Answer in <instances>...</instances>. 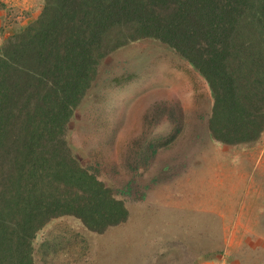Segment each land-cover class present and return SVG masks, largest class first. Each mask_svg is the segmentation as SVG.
Masks as SVG:
<instances>
[{
	"label": "trees",
	"instance_id": "1",
	"mask_svg": "<svg viewBox=\"0 0 264 264\" xmlns=\"http://www.w3.org/2000/svg\"><path fill=\"white\" fill-rule=\"evenodd\" d=\"M140 39L205 80L213 139L251 143L264 130V0H43L0 47V264H36L33 239L53 218L96 233L127 219L67 136L101 62Z\"/></svg>",
	"mask_w": 264,
	"mask_h": 264
},
{
	"label": "rangeland",
	"instance_id": "2",
	"mask_svg": "<svg viewBox=\"0 0 264 264\" xmlns=\"http://www.w3.org/2000/svg\"><path fill=\"white\" fill-rule=\"evenodd\" d=\"M42 1H0V47ZM86 93L67 139L128 216L101 233L51 219L33 239L36 264H264V130L213 139L205 80L154 39L109 54Z\"/></svg>",
	"mask_w": 264,
	"mask_h": 264
},
{
	"label": "crops",
	"instance_id": "3",
	"mask_svg": "<svg viewBox=\"0 0 264 264\" xmlns=\"http://www.w3.org/2000/svg\"><path fill=\"white\" fill-rule=\"evenodd\" d=\"M0 1H2V0H0ZM8 2V1H7ZM10 3H12L11 1H10ZM4 5H6V7L8 6V4H4ZM10 6V5H9ZM39 10V11H38ZM38 10H36L35 11V13H33L32 15H33V18H31V16L32 15H30V16H23V18H20L21 20H19V24H21V25H27L28 23H30L33 19H35L36 18V16L39 14V12H40V10H41V5H40V7L38 8ZM5 13H6V10H4V9H0V19H3V17L5 16ZM22 19L24 20L23 22H22ZM3 21L2 22H0V30L1 29H4L5 30V28L6 27H8V26H2L3 25ZM23 23V24H22ZM18 26V25H17ZM24 26H22V27H24Z\"/></svg>",
	"mask_w": 264,
	"mask_h": 264
}]
</instances>
